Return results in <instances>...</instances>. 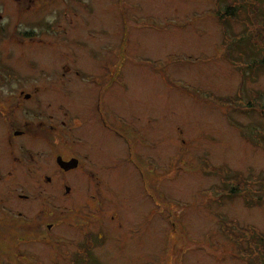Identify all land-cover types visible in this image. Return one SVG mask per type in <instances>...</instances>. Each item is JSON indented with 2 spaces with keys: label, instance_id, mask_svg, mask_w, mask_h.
<instances>
[{
  "label": "rangeland",
  "instance_id": "374dc122",
  "mask_svg": "<svg viewBox=\"0 0 264 264\" xmlns=\"http://www.w3.org/2000/svg\"><path fill=\"white\" fill-rule=\"evenodd\" d=\"M263 58L264 0H0V264H264Z\"/></svg>",
  "mask_w": 264,
  "mask_h": 264
},
{
  "label": "flooded vegetation",
  "instance_id": "af4514ba",
  "mask_svg": "<svg viewBox=\"0 0 264 264\" xmlns=\"http://www.w3.org/2000/svg\"><path fill=\"white\" fill-rule=\"evenodd\" d=\"M16 1H21V0H16ZM29 6L33 5V4H37V1L39 0H25ZM43 2V0H41ZM31 95H26V99L30 98ZM45 129L48 128H5V142L9 145V146H13L15 141L17 139H22V138H26L28 136H31L32 134L37 135L40 131H43ZM59 157V156H58ZM75 159V158H73ZM78 160V159H77ZM79 161V160H78ZM78 168V167H77ZM75 170V169H73ZM72 171V170H70ZM69 172V171H66ZM12 174L9 173V176H11ZM68 191L66 190V192H69V188H67ZM31 196L23 194L20 195L21 200H28L30 199ZM4 211H6L4 209ZM6 216V217H5ZM10 217L9 212L5 213L3 217L0 216V240L2 241H6V242H11V244H16L17 247L20 248L19 244L22 243H27L29 241H31L33 239V236L36 235L37 237H39L40 235H42L41 237H43V230H44V226L42 224V222L37 223L36 225H31V224H17L16 222L11 223V224H3L1 225L2 221H5V219L7 217ZM17 218L23 219V213H19V215L17 216ZM23 221L25 223L27 219H23ZM48 230L52 229V225L47 226ZM40 237V238H41ZM23 249L21 248L19 251V254L23 257V255H25V251L22 252ZM27 255H25L26 257ZM87 256V255H86ZM80 259V258H79Z\"/></svg>",
  "mask_w": 264,
  "mask_h": 264
},
{
  "label": "water",
  "instance_id": "95a60500",
  "mask_svg": "<svg viewBox=\"0 0 264 264\" xmlns=\"http://www.w3.org/2000/svg\"><path fill=\"white\" fill-rule=\"evenodd\" d=\"M56 162L58 166L64 171H70L76 169L79 165V161L77 159H71L69 161H66L61 156L57 157Z\"/></svg>",
  "mask_w": 264,
  "mask_h": 264
},
{
  "label": "trees",
  "instance_id": "16d2710c",
  "mask_svg": "<svg viewBox=\"0 0 264 264\" xmlns=\"http://www.w3.org/2000/svg\"><path fill=\"white\" fill-rule=\"evenodd\" d=\"M261 64H263V65H264V58H263V60L261 61Z\"/></svg>",
  "mask_w": 264,
  "mask_h": 264
}]
</instances>
